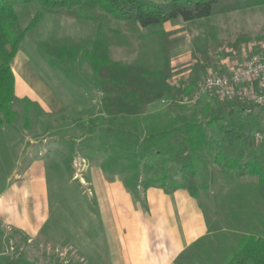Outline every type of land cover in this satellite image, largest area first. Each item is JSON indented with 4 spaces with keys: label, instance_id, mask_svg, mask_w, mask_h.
<instances>
[{
    "label": "trees",
    "instance_id": "obj_1",
    "mask_svg": "<svg viewBox=\"0 0 264 264\" xmlns=\"http://www.w3.org/2000/svg\"><path fill=\"white\" fill-rule=\"evenodd\" d=\"M23 3L41 7L25 26L16 8ZM263 4L264 0H0V127L12 126L16 117L12 106L16 98L13 58L43 13L95 23L97 33L91 47L43 43L41 48L50 65L70 78L74 77L66 61L74 64L82 59L88 63L96 79L99 112L104 119V125L97 129L109 139L106 154H112L113 159L104 163V169L122 176L136 192L154 185L168 191L184 188L198 198L200 190L207 193V177L208 182H217L218 193L209 195L215 197L218 208L213 218H206L211 231L219 234L224 251L220 252V262L212 264H264V100L255 103L239 97H214L215 106L206 119L187 114L179 97L192 91L191 86H197L208 74L207 69L199 62L193 65L189 89L184 81L174 84L172 46L163 28L166 22L178 18L191 21ZM102 14L145 28L157 37L161 65L151 68L111 59L100 31ZM242 37L239 35L231 45L235 52L240 50ZM78 84L87 92L91 90ZM251 85L264 95V88H259L256 81ZM163 98L170 103L160 118L151 114L149 107ZM89 124L95 126L96 117ZM211 128L221 135L218 145L214 144ZM257 132L262 133L261 138L255 136ZM94 140L97 147L105 145L99 138ZM127 169L133 175L126 174ZM198 179L203 182L201 189ZM3 264L35 263L16 258ZM190 264L209 263L199 260Z\"/></svg>",
    "mask_w": 264,
    "mask_h": 264
},
{
    "label": "rangeland",
    "instance_id": "obj_2",
    "mask_svg": "<svg viewBox=\"0 0 264 264\" xmlns=\"http://www.w3.org/2000/svg\"><path fill=\"white\" fill-rule=\"evenodd\" d=\"M16 8L20 15L21 24L25 26L41 7L38 3H23L18 4ZM163 28L167 32L172 46L170 52L171 80L174 84L184 81V84L188 86L191 79V69L197 62L204 64L207 69L208 74L205 77L216 76L238 69L244 59L251 54H264V4L191 21L178 18L166 22ZM100 31L108 43L111 59L131 64H146L151 68L161 65L162 53L158 45V39L154 35L148 34L147 29L102 14ZM96 33L97 25L93 22L44 12L36 27L29 31L20 43L12 61V68L17 77L29 86L31 92L34 93L33 97L39 95L42 100L48 97L51 100V102L49 101L50 104L54 100L61 101L63 104H67L65 112L62 116L44 114L39 108L38 100L32 99L33 101H30V97H27L28 101L26 102L16 97L12 103L16 112L13 125L0 127V170L13 161V156H17L13 143H11L17 138H24L27 141L18 145V147L23 148V153L31 152V150L35 152L38 149L37 141L44 140L46 143L44 150L51 151V156L55 158L61 157L65 152L72 156L80 155L75 169L63 162L64 165L60 169L64 171V176L54 178L52 171L49 173L51 196L49 224L55 225L58 219L59 224H61L59 226L63 229L69 228L68 224L67 226L63 224L65 222L71 220L79 222L81 218L86 220L85 209L87 208L90 211L93 209L94 196L88 191L87 187L81 185L82 180L80 174H78L83 162H85L80 160L81 157L91 158L92 160L88 163L90 166H97L94 159L98 155L103 156L100 161L103 164L112 163L113 159L112 154L109 152L106 154L109 139L105 137V133L101 132L99 128L97 129V126L104 125V119L98 113L100 109L99 92L95 86L96 79L93 77L88 63L82 59L74 64L66 61L65 66L72 72L71 75L74 77L70 78L60 69L53 68L50 65L41 45L46 43L59 46L91 47L96 38ZM239 35L241 37L245 36L240 38V50L235 52L234 47L231 45ZM248 81L247 85L255 94L264 96L258 90L253 89L251 85L253 81H256L259 88L263 89L264 80ZM78 83L87 85L91 90L87 92L85 87ZM191 88L192 91L179 97V104L185 106L187 114L195 115L197 119L204 120L210 116L211 109L215 106V96L208 92H200L199 85H192ZM90 96L93 98L92 107L88 102ZM163 99H166V101L161 99L152 105L150 109L153 110L151 114L160 118L165 116V110L168 103H170L168 98ZM173 99L174 101L177 100L175 97ZM27 103L29 105H26ZM87 107L92 108L87 117L92 115L97 119L95 126H90L91 118H88L87 121L82 120L84 113L77 112L78 109L82 111ZM207 107V112L202 113V110ZM75 115H77V119H74ZM67 119H72L75 122L71 130L64 126L68 122ZM26 120L28 125L25 124ZM143 120L140 121L144 122ZM86 122L88 123L86 124ZM210 133L215 136V145L221 143V135L217 133L215 128H211ZM94 137L99 138L100 143L105 145L97 147L98 142L93 141ZM30 140L36 142L31 143ZM59 140L63 141L64 144L61 145ZM87 146L93 150H86ZM54 161L51 158V163ZM119 166L122 167L123 164ZM214 168L216 169L217 166ZM74 171H77V175L71 179ZM126 174L133 175L128 169ZM136 182L138 183V181ZM205 182L208 185L207 193L200 190L201 194L197 201L205 215L208 218H213L215 209L218 206L215 197L209 194L218 193V189H216L218 184L216 185L217 182L215 184L208 182V177ZM197 183L201 189L203 182L198 179ZM55 185H58L56 191L57 186L55 187ZM74 201L77 202V206L72 205ZM94 217L93 215L89 216L90 219ZM92 233L94 236L97 235V229L93 227ZM58 236L65 239L69 238L64 234ZM59 258L52 257L44 264L73 263L69 261L68 256L61 260Z\"/></svg>",
    "mask_w": 264,
    "mask_h": 264
},
{
    "label": "crops",
    "instance_id": "obj_3",
    "mask_svg": "<svg viewBox=\"0 0 264 264\" xmlns=\"http://www.w3.org/2000/svg\"><path fill=\"white\" fill-rule=\"evenodd\" d=\"M14 75L16 97L38 100L44 114L63 115L67 104L56 100L50 104L48 97L44 100L39 95L33 97L29 86L15 72ZM88 102L92 107V96ZM151 108L152 105L149 110ZM91 111L92 108L87 107L77 112L84 113L82 120L87 121L92 118V115L87 117ZM67 121L64 126L71 130L75 122L72 119ZM26 142L24 138L11 141L17 156L0 170V264L17 257L44 264L52 257L61 260L67 256L72 264L220 262L221 239L218 233L211 231L197 198L184 188L168 191L152 185L133 191L122 176L104 169L100 162L102 155L94 159L97 166L88 164L91 158L82 156L80 159L85 161L78 173L81 185L94 196L93 209H85L86 220L81 218L79 222L63 223L69 225L68 229L60 227L58 219L55 225H50L49 173L52 171L54 178L64 176L60 168L65 164L75 169L80 155L65 152L55 158L51 151L44 150V140L37 141L35 152L23 153V148L18 145ZM51 158L55 160L53 163ZM76 175L77 171H74L71 179ZM55 187L56 191L58 185ZM72 205L77 206V202ZM90 215L95 217L90 219ZM93 227L98 232L95 236ZM59 234L69 238H61Z\"/></svg>",
    "mask_w": 264,
    "mask_h": 264
},
{
    "label": "built area",
    "instance_id": "obj_4",
    "mask_svg": "<svg viewBox=\"0 0 264 264\" xmlns=\"http://www.w3.org/2000/svg\"><path fill=\"white\" fill-rule=\"evenodd\" d=\"M248 80H264L263 54H251L238 69L227 74L207 76L198 85L200 92L211 93L218 99L239 97L262 103L264 96L255 94L247 85ZM255 136L261 138L262 133L257 132Z\"/></svg>",
    "mask_w": 264,
    "mask_h": 264
}]
</instances>
